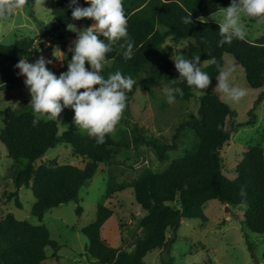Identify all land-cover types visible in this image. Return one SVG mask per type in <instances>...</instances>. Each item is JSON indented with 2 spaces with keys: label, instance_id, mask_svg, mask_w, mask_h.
I'll return each mask as SVG.
<instances>
[{
  "label": "trees",
  "instance_id": "1",
  "mask_svg": "<svg viewBox=\"0 0 264 264\" xmlns=\"http://www.w3.org/2000/svg\"><path fill=\"white\" fill-rule=\"evenodd\" d=\"M35 2L27 0L26 4L34 5ZM69 2L57 0L52 8L58 28H68L76 21L71 17ZM79 3L84 7L90 6L85 0H79ZM230 3L231 0H123L128 33L134 41L133 58L126 61L119 45H116L106 54V61L112 63L105 66L101 74L107 78L109 74L120 71L136 81L126 94V107L135 100L139 91L154 93L156 86L164 85L182 88L183 96L176 97L189 100L196 92L186 82L172 83L179 77L172 56L191 58L200 55L201 62L214 57L224 65V54L228 52L246 68L250 86H263L264 36L254 41L247 38L233 40L231 44L219 47L216 22L192 25L181 22V17L188 12L192 11L195 21L197 17H208ZM81 21L91 26L93 20L84 18ZM169 40L175 43L187 41V46L176 49ZM21 58L35 63L31 38H18L11 44L0 43V92L19 84L21 76L15 65ZM203 71L210 74L211 84L207 90L200 91L199 114L181 125L194 131L192 146L164 171L146 167L132 181L119 182L114 171H109L104 201L98 205L95 220L83 228L89 238L87 254L99 264H145L146 255L154 249L169 251L177 238L182 219L195 217L207 221L205 204L213 199L228 206H243L246 227L264 234V148L261 145L250 146L236 166V176L231 178L225 174L222 148L230 139L227 121L235 113L213 89L216 65L209 64ZM2 116L4 127L0 131V142L6 146L11 158L27 160L16 175V187H31L36 197L32 213L41 223L18 219L12 212L2 216L0 264H45L49 257L48 247L59 259V242L51 237L49 228L43 223L46 212L60 204L78 201L82 186L94 176L101 164L111 167L118 149L128 146V142L116 139L113 133L106 136L103 144H97L94 138L80 132L67 131L59 135L57 120L45 122L42 119L33 126L32 111L26 109L3 110ZM177 137L178 134L175 135ZM140 140L153 146L162 161L169 159L167 150L176 148L175 143L165 144L156 136L140 134L137 141ZM61 141L71 144L74 155L86 159L84 166L61 164L56 160L36 164L37 159ZM241 186L245 187L246 196L239 194ZM127 188L134 189L136 201L145 210L138 221L141 234L130 249L111 245L102 234L105 222L114 213L105 203L106 199ZM13 197L21 206L18 190L10 192L9 199ZM77 212L81 214V205ZM168 231L174 233L171 238L167 236ZM250 249L253 253L252 244ZM164 259L166 264H173L171 258Z\"/></svg>",
  "mask_w": 264,
  "mask_h": 264
},
{
  "label": "rangeland",
  "instance_id": "2",
  "mask_svg": "<svg viewBox=\"0 0 264 264\" xmlns=\"http://www.w3.org/2000/svg\"><path fill=\"white\" fill-rule=\"evenodd\" d=\"M56 2L57 0H36L34 5L25 4L13 15L0 19V43L11 44L18 38H31L35 60L41 55L46 60H51L52 63L47 67L59 76L67 70L68 61L72 57L69 46L76 39L77 32L69 27H57L58 22L52 14ZM242 22L246 27L247 39L254 41L264 36V24L246 17ZM93 23L94 21L91 25ZM72 24L78 30L87 27L81 20ZM169 43L176 49L187 46V41L175 43L169 40ZM60 51L64 54L63 57L60 56ZM224 60L225 64L236 66L232 83L247 89V95L239 103L221 98L235 113L227 121L230 139L222 148L224 172L233 178L236 176V166L250 146L261 145L264 148V85L250 86L246 68L233 54L226 52ZM111 63L106 61L105 66ZM25 79L26 77L21 76L19 84L0 92V131L4 127L3 110L32 111L28 107L31 95L24 83ZM217 83L215 80L213 89ZM167 87L169 86H156L154 93L143 90L138 92L135 100L126 107L113 133L116 139L127 141L128 146L118 149L111 167L108 164L99 166L94 176L82 186L78 201L60 204L46 212L43 223L49 228L51 237L59 242V259L53 255V249L48 247L49 257L45 264H99L87 254L89 238L83 228L95 220L98 205L104 201L109 171H114L119 182L132 181L146 167L158 172L164 171L174 159L182 156L192 146L195 141L194 131L181 125L198 116L201 92H196L189 100L176 97L174 104H168L164 95ZM73 117L74 111L71 108L62 111L57 120L59 135L67 131L87 135L77 129ZM140 134L156 136L165 144L175 143L176 148L167 150L169 159L162 161L153 146L142 140L137 141ZM50 160L81 167L86 162L85 158L74 155L71 144L64 141L49 148L37 159L36 164ZM26 163L24 158H11L6 146L0 142V218L12 212L18 219L39 224L41 222L32 213L36 197L31 187L17 188L15 183L18 171ZM16 190L19 192L21 206L17 205L14 197L9 199L10 192ZM105 203L114 213L103 226L104 238L113 246L132 248L137 236L141 234L139 218L145 213L136 201L134 189L127 188L117 192L106 199ZM79 205L82 206L81 214L77 212ZM205 213L207 221L195 217L183 218L171 249H154L146 255L145 264H166L164 258H171L173 264H264V234H258L246 227L243 206H228L213 199L205 204ZM173 234V231H168L167 236L171 238ZM251 244L254 247L253 253Z\"/></svg>",
  "mask_w": 264,
  "mask_h": 264
},
{
  "label": "clouds",
  "instance_id": "3",
  "mask_svg": "<svg viewBox=\"0 0 264 264\" xmlns=\"http://www.w3.org/2000/svg\"><path fill=\"white\" fill-rule=\"evenodd\" d=\"M85 2L90 6H81L79 0H70L68 5L72 9L73 20L88 18L94 23L81 30L73 24L68 25L70 30L77 32V37L69 46L72 57L66 71L57 76L47 67L52 61L46 60L43 55L35 63L21 58L15 67L20 70L18 75L26 77L24 83L31 95L28 107L32 109L33 126L42 119L45 122L59 120L62 111L71 108L77 129L94 138L97 144H103L106 136L115 132L127 106L126 94L136 83L131 76H125L120 71L105 78L101 73L106 54L119 45L123 58L130 60L133 58L134 41L128 33L123 0ZM26 3L27 0H0V19L13 15ZM245 17L264 24V0H231L228 7L212 12L209 17L201 15L194 21L191 11L181 17V22L192 25L208 23L209 19L215 21L220 36L217 46L222 47L233 40H245L247 31L242 22ZM101 36L104 39H100ZM54 54L57 57L56 52ZM63 55L60 51V56ZM172 59L179 72V77L172 80L173 84L186 82L194 92L207 90L211 77L203 68L214 64L218 81L214 91L221 94L223 100L239 103L247 95V89L232 83L235 65H221L214 57L201 62L200 55L191 58L173 55ZM183 94V89L178 86L164 89L168 104H174L176 96ZM239 194L247 195L244 186H241Z\"/></svg>",
  "mask_w": 264,
  "mask_h": 264
}]
</instances>
